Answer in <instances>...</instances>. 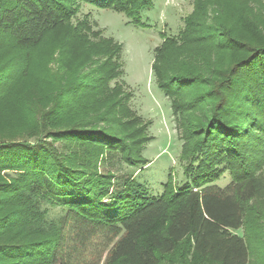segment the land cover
<instances>
[{
	"label": "trees",
	"instance_id": "16d2710c",
	"mask_svg": "<svg viewBox=\"0 0 264 264\" xmlns=\"http://www.w3.org/2000/svg\"><path fill=\"white\" fill-rule=\"evenodd\" d=\"M253 1L224 0L238 22L216 13L210 44L195 43L193 29L211 0H195L205 14L157 48L190 181L176 187L170 176L151 194L139 175L153 138L116 81L120 48L77 14L88 3L146 26L153 0H0V264H251L238 231L252 224L264 258L253 207L264 195V11ZM179 41L194 53L183 56ZM203 44L217 56L209 66ZM113 154L134 168L121 180ZM56 207L63 214L48 218Z\"/></svg>",
	"mask_w": 264,
	"mask_h": 264
},
{
	"label": "rangeland",
	"instance_id": "374dc122",
	"mask_svg": "<svg viewBox=\"0 0 264 264\" xmlns=\"http://www.w3.org/2000/svg\"><path fill=\"white\" fill-rule=\"evenodd\" d=\"M223 1L211 0L207 10L209 19L205 24L193 29L197 32V40H199L195 43H212L209 30L213 23L210 20L214 19L216 13L225 19L228 26L231 23L236 25L237 16L230 13L229 4ZM251 4L264 11L262 5L264 0L253 1ZM195 11L205 14L204 7L197 6L195 0H153L151 8L142 12V19L146 26L135 25L125 14L116 10L99 8L88 3H81V9L77 14V19L89 18L94 31L100 32V38L111 41L113 45L116 44L120 48L119 58L123 74L116 81L124 84L125 91L130 95V108L144 120L148 133L153 138L146 144L143 151L144 157L151 163L139 175V180L147 186L151 194H160L170 176L176 187L190 181L184 173V163L180 159L183 140L172 101L158 83L154 73V63L157 48L167 38L181 40V34L186 30L185 19ZM178 44L177 49L181 50L183 56L194 53V47L183 46L182 41ZM196 47L200 55L206 58L208 66L217 57L209 44ZM199 63L202 64V62ZM111 86H114V82ZM48 140L53 142L52 138ZM53 144L59 150L66 146L64 142L58 141ZM109 160L118 171L120 180L125 178L127 173L134 171L133 167L122 162L119 154L110 155ZM229 182L230 176L225 173L216 184L225 187ZM253 207L263 211L264 215V195L259 201L253 203ZM62 214L63 210L60 207L51 208L48 218L56 219ZM252 225L245 226L238 233L245 234L248 241L251 249V264H263L264 258L260 256L262 246L257 230ZM188 256L190 262L194 260L192 252ZM103 260L105 261V258Z\"/></svg>",
	"mask_w": 264,
	"mask_h": 264
}]
</instances>
